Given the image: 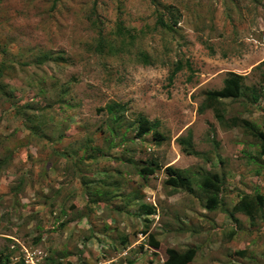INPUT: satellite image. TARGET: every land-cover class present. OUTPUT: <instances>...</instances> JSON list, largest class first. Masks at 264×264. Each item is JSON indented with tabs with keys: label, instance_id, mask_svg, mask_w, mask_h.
Returning <instances> with one entry per match:
<instances>
[{
	"label": "rangeland",
	"instance_id": "rangeland-1",
	"mask_svg": "<svg viewBox=\"0 0 264 264\" xmlns=\"http://www.w3.org/2000/svg\"><path fill=\"white\" fill-rule=\"evenodd\" d=\"M0 73V264H264V0H1Z\"/></svg>",
	"mask_w": 264,
	"mask_h": 264
},
{
	"label": "trees",
	"instance_id": "trees-1",
	"mask_svg": "<svg viewBox=\"0 0 264 264\" xmlns=\"http://www.w3.org/2000/svg\"><path fill=\"white\" fill-rule=\"evenodd\" d=\"M1 2V0H0ZM1 74V73H0ZM243 79L241 76L230 73V75L224 80V86L219 91L209 92L207 94V103L200 109L202 113L206 108H213L214 104L219 102L222 99H237L241 95L243 89ZM115 110L114 106L110 107V111ZM216 118L220 122H223L224 116L217 108H214ZM239 123L237 119H233V126H236ZM243 124L250 125L247 121H242ZM138 124V137H143L149 134L152 130H155L159 123H151L145 117L140 116L137 120ZM255 133H252V135ZM258 137L263 139V145L261 147V155L264 156V133H257ZM179 144L183 148V152L189 156H198L199 153L194 150L192 133L189 132L188 136L185 138H180L178 140ZM159 168V165L152 161L151 164L142 170V174L148 176L153 175L155 170ZM167 174L169 175L168 185H171L174 188L183 187L185 189H191L190 180L185 175L184 172L174 169L173 167H168L166 169ZM201 190L206 197V207L209 210H217L220 208L221 204V194L223 181L218 174H205L201 177L200 180ZM264 209V197L262 195L250 196L244 195L241 201L234 207L236 213H242L248 218H254L257 211H263ZM261 216L264 218V213H261ZM196 251L193 249L188 250L185 253H178L177 251L170 249L168 250V259L165 264H189L194 259Z\"/></svg>",
	"mask_w": 264,
	"mask_h": 264
}]
</instances>
